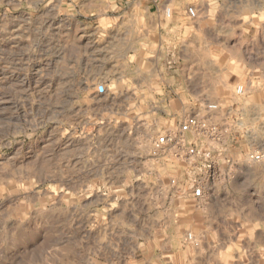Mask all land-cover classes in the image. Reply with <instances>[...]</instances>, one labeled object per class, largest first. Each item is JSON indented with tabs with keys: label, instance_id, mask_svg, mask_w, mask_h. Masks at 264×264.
<instances>
[{
	"label": "rangeland",
	"instance_id": "1",
	"mask_svg": "<svg viewBox=\"0 0 264 264\" xmlns=\"http://www.w3.org/2000/svg\"><path fill=\"white\" fill-rule=\"evenodd\" d=\"M252 151L264 0H0V264H264Z\"/></svg>",
	"mask_w": 264,
	"mask_h": 264
},
{
	"label": "built area",
	"instance_id": "2",
	"mask_svg": "<svg viewBox=\"0 0 264 264\" xmlns=\"http://www.w3.org/2000/svg\"><path fill=\"white\" fill-rule=\"evenodd\" d=\"M188 15L191 18L197 17V9L195 7H190L187 10ZM242 90H240L241 92ZM208 108L215 109L217 108L216 103H210L208 105ZM209 128V125L206 121L201 120L196 115H189L180 125H179V132L182 134L192 132L194 130L198 129H207ZM177 142V138L174 135H170L168 133L162 134L157 137L156 139V147L157 148H165L167 146L173 145ZM187 152L189 154H195L196 149L195 147L187 148ZM247 158L251 161H261L264 158V155L259 151H252L247 154ZM193 194L195 197H203L204 196V190L201 186H198L194 188ZM187 239L193 243H196L193 233H189L187 235Z\"/></svg>",
	"mask_w": 264,
	"mask_h": 264
}]
</instances>
